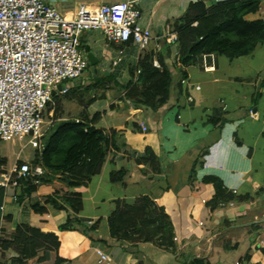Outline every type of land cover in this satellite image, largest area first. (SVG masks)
Wrapping results in <instances>:
<instances>
[{"label":"crops","instance_id":"0c3cea01","mask_svg":"<svg viewBox=\"0 0 264 264\" xmlns=\"http://www.w3.org/2000/svg\"><path fill=\"white\" fill-rule=\"evenodd\" d=\"M44 1L67 18L74 17L81 5L95 8L130 3L141 13L139 25L149 28L154 38L147 50L154 54L153 65L157 63L155 67L159 68L157 55H162L164 63L173 68L178 45L169 38L176 36V23L200 10L195 8L200 4L209 11L218 3L235 0ZM246 19L264 21V0L259 11ZM81 43L97 62L89 63L83 77L70 84L77 90L69 102L76 106L73 116L96 129L112 132L114 138L102 172L69 190L72 195H80L82 203L75 218L86 227L99 222L93 237H106L115 202L133 205L138 197L147 195L169 216L175 248L118 244L113 239L92 242L79 231L61 232L58 227L72 211L51 205H41L46 209L43 215L32 210L41 197L54 193L45 183L23 204L9 197L0 199V241L9 240L17 226L27 224L58 236V255L66 260L64 264H191L195 258L208 264H242L246 257L249 260L243 264H264V76H252L264 73V40L249 56L231 60L212 55L206 63L200 57L185 68V78L175 73L171 99L156 112L132 107L121 90L118 98L114 93L101 100L94 98V91L86 90L93 80L106 81L109 77L114 85H128L131 68L137 67L147 52L133 44L108 42L99 32H84ZM239 61H245L244 66ZM235 67L251 75L237 74ZM257 92L261 96L256 100ZM97 114L98 120L92 123ZM212 118L225 120L222 129L220 124L210 123ZM148 148L154 154L152 160L146 155ZM121 169L127 172L125 183H110L111 172ZM4 177L0 175V188L11 184L5 185ZM206 178L221 183L224 199L215 184L204 183ZM15 256L11 251H0V264Z\"/></svg>","mask_w":264,"mask_h":264},{"label":"trees","instance_id":"16d2710c","mask_svg":"<svg viewBox=\"0 0 264 264\" xmlns=\"http://www.w3.org/2000/svg\"><path fill=\"white\" fill-rule=\"evenodd\" d=\"M262 1L222 2L209 11L202 4L196 6L195 8L200 10L196 9V12L176 23L174 43L178 45V60L173 68L164 63L162 55H157L159 68L155 67L153 52L143 51L147 53L140 57L137 67L131 68V82L125 86L115 82V86L124 92V100L130 101L134 108L145 107L146 110L156 112L171 99L175 73H178L181 79L185 78V68L195 63L198 58L203 55H217L233 60L252 54L256 46L264 40V21H248L246 18L259 11ZM109 78L106 81H112ZM68 93L72 96L77 90L72 87ZM256 95L257 100L261 95L258 92ZM59 96L61 95H55L53 100ZM92 101L90 100V103ZM47 111L46 109L45 119L50 113ZM98 118L99 114L95 115L92 123ZM210 123L220 124L219 129H222L225 120L212 118ZM113 138L112 132L96 129L83 120L58 121L51 132H48L46 137L43 136V150L35 156L34 163L45 173L42 176L20 179L17 186L9 184L6 188H0L1 201L9 197L15 198L18 204H23L37 191L39 185L45 183L53 187L54 193L41 197L40 203L32 205V210L43 215L46 209L41 205H51L57 210L72 211L66 222L58 227L59 231H79L92 242L108 243L115 240L118 244H152L164 250H173L175 235L170 218L165 209L156 205L147 195L138 197L133 205L122 201L115 202L116 209L107 220L109 234L106 237H93L99 222L86 227L75 218L74 213L79 211L82 203L80 195H72L69 190L85 185L102 172L112 149ZM146 155L149 159L150 156L154 157L149 148ZM2 174L4 173H0ZM126 174L123 169L112 171L110 183H125ZM204 183L215 184L219 195H225L218 180L206 178ZM18 189H21L20 196L17 195ZM59 245V238L55 233L42 232L27 224H21L9 240L0 241V251L3 254L11 251L16 255L5 264H64L66 260L58 255ZM248 260L246 257L242 264ZM191 264L208 262L195 258Z\"/></svg>","mask_w":264,"mask_h":264},{"label":"built area","instance_id":"2783aa9c","mask_svg":"<svg viewBox=\"0 0 264 264\" xmlns=\"http://www.w3.org/2000/svg\"><path fill=\"white\" fill-rule=\"evenodd\" d=\"M140 17L130 3L81 5L74 17L67 18L44 0H0V142L43 138L44 115L53 97L66 95L89 66L81 43L85 31H99L108 42L148 50L154 38L149 28L139 25ZM169 39L175 41L176 36ZM201 58L206 63L212 55ZM12 173L14 178H3L5 185L17 186L20 179L42 176L44 170L38 166L32 171L23 164Z\"/></svg>","mask_w":264,"mask_h":264},{"label":"rangeland","instance_id":"374dc122","mask_svg":"<svg viewBox=\"0 0 264 264\" xmlns=\"http://www.w3.org/2000/svg\"><path fill=\"white\" fill-rule=\"evenodd\" d=\"M85 32H99L88 30ZM100 33V32H99ZM101 34V33H100ZM105 38V37H104ZM263 52V49H262ZM260 54V53H259ZM248 60V59H247ZM246 61V60H245ZM245 61H239L238 64L244 66ZM237 74L250 76L247 70H241L236 68ZM245 69L247 67L245 66ZM255 71V68L252 72ZM249 74V75H248ZM252 76H264V73L252 75ZM83 77V76H82ZM85 77V76H84ZM87 89L88 92L94 91V98L100 97L101 99H106V96H110V94H115V98L119 97L120 89L116 87L112 81H98L93 80L90 87ZM86 91V90H85ZM71 94L61 95L55 100L52 101L50 106L47 108V112L49 114L46 115L45 119V128H47V132L44 135L47 136L48 132H51L54 125L58 124V120L62 116L66 115L68 117V121H76V117L73 116L75 111V104L69 103L71 101ZM81 113V112H80ZM61 114V116H60ZM83 117L82 113L80 114ZM57 120V121H56ZM67 121V120H66ZM43 150V139L33 140L31 137L26 136L23 140L13 139L7 142H0V173H4L6 177L9 175L14 178L13 170L20 168L23 164H28L32 171H34L38 166H36L35 156L38 152Z\"/></svg>","mask_w":264,"mask_h":264},{"label":"water","instance_id":"95a60500","mask_svg":"<svg viewBox=\"0 0 264 264\" xmlns=\"http://www.w3.org/2000/svg\"><path fill=\"white\" fill-rule=\"evenodd\" d=\"M86 53H87V58H88L89 63L90 64H95L97 62L96 56L92 52H90L89 48L86 49ZM58 90L59 91L61 90V86L58 87ZM54 95H55V92H54ZM17 195L18 196L21 195V189H18ZM13 200H15V198Z\"/></svg>","mask_w":264,"mask_h":264}]
</instances>
